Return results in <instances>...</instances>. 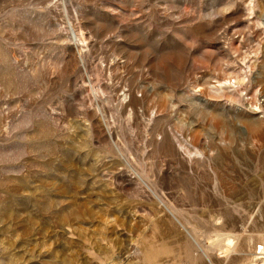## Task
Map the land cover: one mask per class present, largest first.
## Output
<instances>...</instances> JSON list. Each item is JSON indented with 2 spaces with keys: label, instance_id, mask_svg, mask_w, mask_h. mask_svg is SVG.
<instances>
[{
  "label": "rangeland",
  "instance_id": "1",
  "mask_svg": "<svg viewBox=\"0 0 264 264\" xmlns=\"http://www.w3.org/2000/svg\"><path fill=\"white\" fill-rule=\"evenodd\" d=\"M263 262L264 0H0V264Z\"/></svg>",
  "mask_w": 264,
  "mask_h": 264
},
{
  "label": "bare ground",
  "instance_id": "2",
  "mask_svg": "<svg viewBox=\"0 0 264 264\" xmlns=\"http://www.w3.org/2000/svg\"><path fill=\"white\" fill-rule=\"evenodd\" d=\"M245 79V78H244ZM250 79V78H249ZM242 80V79H241ZM246 80V79H245ZM231 81V79L228 81V82H222L223 84L220 86L221 88H222V86L224 85V86H226V87H232V89H233V83L234 82H230ZM248 81V80H247ZM240 82V81H239ZM242 82H244V81H242ZM241 83V82H240ZM247 83V82H246ZM221 84V83H220ZM239 84V83H238ZM236 85H237V83H236ZM241 85V84H240ZM248 85V84H247ZM239 86V85H238ZM224 89V88H223ZM226 89V88H225ZM234 89H236L235 87H234ZM228 90H229V88H228ZM237 90V89H236ZM229 91H233V90H229ZM228 238V237H227ZM226 238V239H227ZM229 243V241H227V240H224L223 242H221V244H220V248H227V244ZM150 256H152V255H150ZM263 264H264V262H263Z\"/></svg>",
  "mask_w": 264,
  "mask_h": 264
}]
</instances>
